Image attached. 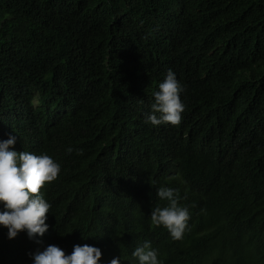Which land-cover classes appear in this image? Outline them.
I'll return each instance as SVG.
<instances>
[{"label":"trees","instance_id":"1","mask_svg":"<svg viewBox=\"0 0 264 264\" xmlns=\"http://www.w3.org/2000/svg\"><path fill=\"white\" fill-rule=\"evenodd\" d=\"M179 125L145 123L167 71ZM61 164L43 236L0 226V264L57 245L98 264H264V0H0V140ZM73 149L71 154L66 149ZM179 192L183 238L151 223ZM2 208V205H0Z\"/></svg>","mask_w":264,"mask_h":264},{"label":"clouds","instance_id":"2","mask_svg":"<svg viewBox=\"0 0 264 264\" xmlns=\"http://www.w3.org/2000/svg\"><path fill=\"white\" fill-rule=\"evenodd\" d=\"M184 91V85L169 69L152 93L154 102L151 111L145 114V123L179 125L185 110L181 100ZM15 142L14 135L0 140V226L7 229L9 239L20 231L33 239L43 236L49 228L46 220L52 205L41 189L58 178L61 164L47 153L11 150ZM72 151L71 147L66 149L68 154ZM156 196L167 204L151 210V223L167 229L173 240L182 239L191 218L189 208L180 204L179 192L172 187H158ZM131 255L137 264H163L151 241H144ZM101 256L100 248L77 244L70 254L57 245H48L43 251L33 253L31 258L32 264H98ZM108 264H121V256L112 258Z\"/></svg>","mask_w":264,"mask_h":264}]
</instances>
